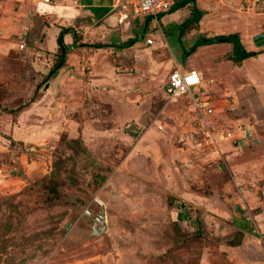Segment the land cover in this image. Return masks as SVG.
<instances>
[{
  "label": "rangeland",
  "instance_id": "1",
  "mask_svg": "<svg viewBox=\"0 0 264 264\" xmlns=\"http://www.w3.org/2000/svg\"><path fill=\"white\" fill-rule=\"evenodd\" d=\"M246 1H200L183 35L192 5L140 17L138 36L156 24L157 44L119 49L97 48L105 19L90 0H51L72 7L60 20L35 8L43 0H0V264H264V0L250 13ZM52 25L78 42L58 86L45 80L59 55L48 52ZM234 31L259 54L238 63L224 42L186 52ZM195 67L202 94L170 95V74ZM194 97L237 133L219 160L192 150ZM25 151L31 173L10 178Z\"/></svg>",
  "mask_w": 264,
  "mask_h": 264
},
{
  "label": "crops",
  "instance_id": "2",
  "mask_svg": "<svg viewBox=\"0 0 264 264\" xmlns=\"http://www.w3.org/2000/svg\"><path fill=\"white\" fill-rule=\"evenodd\" d=\"M90 1H91L90 4L86 5V8H88L86 11L90 12L93 16H98V17H102L103 19H105V22L103 23L102 30H101V34L104 35V39L100 36L99 37V43L97 45L103 44L104 45L103 47L111 46L113 48H119L120 44H123L130 39H136V42L131 46V47H133L141 39V37L144 40V44H146L147 46L152 47V46H155L157 44L158 40L156 38H154L155 39L154 45H148L146 43L147 37H150V36L154 37V36H152V32L154 30L156 31V29H157L156 24H154L150 28L151 32L150 33L147 32V34H145V36L143 38V36H138V34L140 32V28L136 27V29H135V27H133V22L136 23L137 20H138V22H137L138 26L142 25L144 23V19L143 18L140 19L141 16H137L133 20L131 19L128 22H126L125 20L128 18V12L127 11H130V10L124 9L122 6L115 7L113 5V0H90ZM200 1H203V0H197V7H198ZM35 8L38 11H40L41 14L51 15L53 17V19H55L57 17L56 15H58V17H59L58 20L64 18L68 14L70 15L73 12L72 7H70V6H66V7L61 6V5L52 6V5H50V3L48 4V3H44V2L41 3L38 8L37 7H35ZM116 9H121V11L116 12ZM112 12H116V13L112 14ZM186 16H188V15H186ZM177 19H179V18H177ZM178 28H179V26H178ZM105 29L107 31H112L110 33V36H108V37L106 36ZM212 29H214V28L212 27ZM61 30H62V28H59L56 25H52L51 28H49L50 37L48 39V52H52V53L57 52L58 53V49H57L58 45L56 42H57V38L60 35ZM202 31L205 32L204 29H202ZM235 32H238V31H234V33ZM161 35H162V33H161ZM74 36H75L74 33L65 35V42H66L67 46H69L71 48L73 47L72 45L74 43H75V45L77 44L76 46L78 47V42L74 41ZM204 38H209V37H204ZM204 38H201V39H204ZM201 39H198V41ZM159 41L164 43L163 40H159ZM257 41H260V40L258 39ZM241 42H243L242 39H241ZM260 43L261 42H257V44H256L257 49L261 48ZM225 46H228L229 49H232V51H234V47L232 44L228 43V45H225ZM131 47H129V48H131ZM119 49H121V48H119ZM184 49H186V48H184ZM245 49L247 50V48H245ZM186 50H188V49H186ZM248 50H249V52H258V50H255V49L252 51L250 49H248ZM190 51H191V49H190ZM71 55H72V53H68L66 55V61H65L64 66L59 70L57 76L54 79V82L56 81L57 86L59 84L61 75L63 73H66L68 71V68L70 67L69 63L71 62V59H69V57L71 58ZM187 70H196L197 72L202 74V72H201L202 70L200 68H197V67H195L193 69H187ZM202 80H203V78H202ZM203 87H204V85H203V81H202V83L196 89H194V91H193L194 95H201L202 91L204 89ZM216 112H217V110H216ZM10 128H11V125H10ZM17 159L12 166L11 165L8 166L7 173L12 175L9 177L10 178L13 177V179H16L18 177V175L16 173H18L22 169L24 171H26L27 173H31V168L34 165V163L32 162L33 158H32V156H30L28 151L20 153V155H19V157H17ZM0 172H1L0 176H4V175H2L3 170H0Z\"/></svg>",
  "mask_w": 264,
  "mask_h": 264
},
{
  "label": "built area",
  "instance_id": "3",
  "mask_svg": "<svg viewBox=\"0 0 264 264\" xmlns=\"http://www.w3.org/2000/svg\"><path fill=\"white\" fill-rule=\"evenodd\" d=\"M43 2L49 4L51 0H43ZM259 3L260 0H247L246 12L253 11ZM174 4L175 0H113L115 7L122 6L124 9L130 10L135 16H151L156 20L160 15L170 12ZM146 43L154 45V37H147ZM20 47L24 48V45ZM201 83L202 76L196 70L178 68L169 76L168 93L174 98L185 94H193L194 89ZM209 103L210 100L202 101L199 97H194L193 105L200 121V136L197 138V142L192 144V150L198 155L205 156L209 161H216L223 157L224 145H234L233 143L238 141V136L235 130L221 129L217 123H214L215 120L206 112Z\"/></svg>",
  "mask_w": 264,
  "mask_h": 264
},
{
  "label": "trees",
  "instance_id": "4",
  "mask_svg": "<svg viewBox=\"0 0 264 264\" xmlns=\"http://www.w3.org/2000/svg\"><path fill=\"white\" fill-rule=\"evenodd\" d=\"M189 5H192V12L191 16L187 19H185L180 25V35H183L182 30L185 32V29L189 27L194 22H199L202 17V12L200 9L197 7V0H175V4L171 10V12H175L177 10L183 9ZM46 17L51 18V15H45ZM53 18V17H52ZM73 31L71 29H64L62 28L61 33L59 37L57 38V45H58V61L50 68L49 73L46 75L45 80L46 82L50 80L51 78L55 77L59 70L64 66L65 61H66V55L68 52V46L65 43V35L66 34H72ZM260 37V36H259ZM74 41H77V36H74ZM136 42V39H130L126 41L123 44L119 45V48L125 49L131 47L134 43ZM230 43L234 47L233 51V57L235 61L238 63H242L243 61L256 56V52H249L247 51L240 39L239 34L237 33H231V34H224V35H217L213 38H204L199 41H197L196 45L194 48L191 49V51H186L187 53L189 52H194L198 47L200 46H205V45H211L213 43ZM104 45L99 44L97 45V48H102ZM261 53V52H260ZM32 103L36 101V97H33L30 100ZM50 189V194H53L55 199L59 197V191L57 190V187L54 186L53 184L49 187Z\"/></svg>",
  "mask_w": 264,
  "mask_h": 264
},
{
  "label": "water",
  "instance_id": "5",
  "mask_svg": "<svg viewBox=\"0 0 264 264\" xmlns=\"http://www.w3.org/2000/svg\"><path fill=\"white\" fill-rule=\"evenodd\" d=\"M233 144L237 145L238 141H235ZM88 214H90V213H88ZM99 222L101 224L99 230L98 231H94V234H97V235L102 234L106 230V217L104 216V213H101V218L99 219ZM96 226H97V224H94V229H96Z\"/></svg>",
  "mask_w": 264,
  "mask_h": 264
},
{
  "label": "flooded vegetation",
  "instance_id": "6",
  "mask_svg": "<svg viewBox=\"0 0 264 264\" xmlns=\"http://www.w3.org/2000/svg\"><path fill=\"white\" fill-rule=\"evenodd\" d=\"M100 217H97L95 220H93L91 223V225L97 224L96 229L93 228V231H98L99 227H100V222H99Z\"/></svg>",
  "mask_w": 264,
  "mask_h": 264
}]
</instances>
